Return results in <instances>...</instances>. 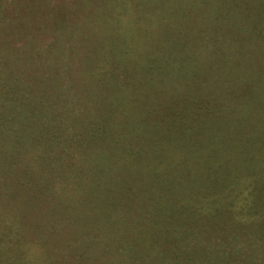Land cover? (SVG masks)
Masks as SVG:
<instances>
[{
	"label": "trees",
	"instance_id": "trees-1",
	"mask_svg": "<svg viewBox=\"0 0 264 264\" xmlns=\"http://www.w3.org/2000/svg\"><path fill=\"white\" fill-rule=\"evenodd\" d=\"M101 24L105 52L91 65L101 71L90 72L97 73L91 76L96 95L88 99L97 106L91 123L98 132L84 127L101 146L86 141L83 129L72 134L62 123L75 119L77 106L75 112L53 111L36 76L33 83L22 82L21 72L0 67L5 175L14 168L25 172L32 183L24 179V188L45 190L60 209L57 221L83 220L85 208L65 205L81 202L87 168L97 158L104 177L97 202L118 196L103 207L102 237H136L133 243L124 237L115 249L135 255L127 254V264L141 257L148 264H264V0H101ZM88 36L71 28L61 42L49 40L48 50L61 56L57 76L64 78L63 65L69 67L72 57L88 58ZM32 53L33 64L48 60L41 49ZM43 73L47 88L52 72ZM117 97L142 140L148 130L142 152L154 148L174 189L189 195V202L179 195L183 203L169 205L148 176L140 174L139 191L130 190L127 178L113 176L138 164V157L110 142L104 114ZM68 98L76 99L63 97L58 105ZM204 231L215 239H203ZM112 244L103 238L101 251L110 252Z\"/></svg>",
	"mask_w": 264,
	"mask_h": 264
},
{
	"label": "rangeland",
	"instance_id": "rangeland-1",
	"mask_svg": "<svg viewBox=\"0 0 264 264\" xmlns=\"http://www.w3.org/2000/svg\"><path fill=\"white\" fill-rule=\"evenodd\" d=\"M80 1L0 0V67L7 74L21 72L22 82L33 83V78L36 76L42 95L52 97L49 106L53 111L73 109L75 112V106H77V111L74 113L75 119L65 118L61 120L62 123L72 134L83 129L82 137L92 146L99 147L101 144H95L96 136L94 135V138L86 133L84 127L88 125L92 131L98 132L91 123V117L93 113H96L97 106L89 100L96 95L94 79L92 80L91 76L97 74L91 75L90 72L101 71L91 65L99 56L103 59L106 45L101 38V0ZM71 28L89 35L86 44L88 51H92L87 55L86 60H82L81 55L72 57L69 67L63 65L62 70L66 73L62 72L64 79L60 78V75L57 76L60 62H62L61 56L55 50H48L51 47L49 40L55 37L57 42L59 40L61 42ZM90 47L92 49H89ZM36 48L42 50L41 58L44 56L48 58L47 61L39 59L37 64L29 62ZM44 70L52 72L53 76H51L53 81L48 82L47 88H44L43 84ZM99 73L100 76H108ZM108 78L112 81L114 77ZM70 96L76 99L68 98L62 102L65 106L61 103V106L58 105L63 97ZM118 99L117 97L106 106L104 122L110 128L111 137H109L113 141L110 142L114 147L120 151H126L124 153L133 158L138 157L136 159L138 169L135 165L132 170L126 172L120 168L114 172L113 176L127 178L130 181V185L128 184L130 190L134 191L144 188L142 181L144 178L141 177L148 176L166 198H169V205L180 206V203L189 202L191 198L189 195L187 196L185 192L178 194L177 188L174 189L170 173L165 168L166 165L159 160L154 148L142 152L141 146L144 147V140H149L148 130L143 133L142 140L141 132H138L139 128L129 124L127 107ZM58 112L61 116H65L64 112ZM124 114L126 115L122 117ZM115 115L119 117H114ZM80 123L82 128L79 127ZM97 143H101V134L98 135ZM85 148L87 147L83 144L82 154ZM87 156H80V159L84 160ZM87 171L85 172L88 173V179L83 182V188L87 193L80 196L81 202L77 198L66 203L65 207L71 211L73 208H85L88 217L86 216L87 218L83 220L73 218L70 221L59 222L57 217L60 209L53 199H46L45 190L37 194L30 188L26 190L22 181L29 178L30 181H27L32 183L31 178L29 176L24 178L25 172L20 173L17 168L6 176L5 166L0 164V264H127V254L128 258L135 256L130 251L126 254L116 252L115 249L122 246L121 241L124 237L131 242H134L136 237L132 235L120 238L113 235H110L111 238L102 237L101 228H105L103 207L111 200L117 202L118 196L107 195L106 197H110L108 200L105 197L103 203H98L95 196L104 193V187L101 184L102 181L104 182V177L101 176V160L94 158L93 169L87 168ZM129 174L132 178H128ZM80 212L84 215L82 211ZM200 225L213 227V222H202ZM205 233L206 231L202 233L203 239L213 241L216 237L214 233L207 235ZM103 238L108 244L113 243L109 247L110 252L101 251ZM116 243H119V246H116ZM141 258H136L135 261H138V264H148L147 258Z\"/></svg>",
	"mask_w": 264,
	"mask_h": 264
}]
</instances>
